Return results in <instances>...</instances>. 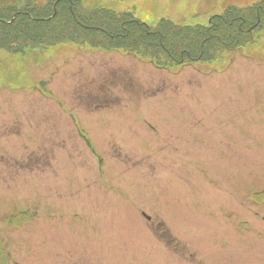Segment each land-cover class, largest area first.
Here are the masks:
<instances>
[{
	"label": "rangeland",
	"instance_id": "374dc122",
	"mask_svg": "<svg viewBox=\"0 0 264 264\" xmlns=\"http://www.w3.org/2000/svg\"><path fill=\"white\" fill-rule=\"evenodd\" d=\"M260 1L85 7L197 30ZM97 38L0 49V264H264V21L170 69Z\"/></svg>",
	"mask_w": 264,
	"mask_h": 264
},
{
	"label": "trees",
	"instance_id": "16d2710c",
	"mask_svg": "<svg viewBox=\"0 0 264 264\" xmlns=\"http://www.w3.org/2000/svg\"><path fill=\"white\" fill-rule=\"evenodd\" d=\"M13 1L15 4L9 6L7 0H0V49H12L21 55L31 47L46 49L49 45L61 43L65 39L81 43L83 38L90 39L95 35L97 40H107L114 44L123 42L127 48L125 51L134 55L138 53L145 54V57L151 56L153 63H160L159 53L170 58L173 55L174 59L161 61L163 68L182 64L184 60L209 61L214 48L213 38L219 41L223 37L230 38L238 44L251 39V33L261 20L264 21V11H260L264 0L248 7L250 9L228 7L220 16L221 23H215L207 29L198 27L197 30L196 26L178 28L170 22L168 26L165 18L160 19L154 27L147 24L141 26L139 19L128 12V19L120 20L101 7L87 10L86 0H60L57 4L59 8L51 5L54 0ZM41 1L49 2L50 5L44 4L39 10ZM17 2L15 10L13 7ZM16 12L20 14H15ZM241 12H246L247 16L241 15ZM125 23L129 25L124 26ZM184 28L188 29L184 31ZM216 29L223 33L212 32ZM91 46L96 47L95 44ZM1 246L3 245L0 244V256L1 253L8 255L7 248Z\"/></svg>",
	"mask_w": 264,
	"mask_h": 264
},
{
	"label": "flooded vegetation",
	"instance_id": "af4514ba",
	"mask_svg": "<svg viewBox=\"0 0 264 264\" xmlns=\"http://www.w3.org/2000/svg\"><path fill=\"white\" fill-rule=\"evenodd\" d=\"M28 159H31V158H28ZM31 161H33V159Z\"/></svg>",
	"mask_w": 264,
	"mask_h": 264
}]
</instances>
